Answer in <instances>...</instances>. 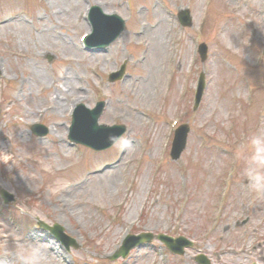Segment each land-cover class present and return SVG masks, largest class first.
I'll use <instances>...</instances> for the list:
<instances>
[{
    "label": "rangeland",
    "instance_id": "1",
    "mask_svg": "<svg viewBox=\"0 0 264 264\" xmlns=\"http://www.w3.org/2000/svg\"><path fill=\"white\" fill-rule=\"evenodd\" d=\"M98 1V6L108 10V0ZM129 1L130 4L149 6L152 0ZM259 1L260 5L255 9L264 5V0ZM84 11L85 6L80 0L0 1V126L3 129L0 151L9 159V165L0 163V187L16 197L13 207L6 210L2 206L0 210V264H17V245L12 230L28 237L26 228L32 220L30 214L36 212L43 222L49 225L56 222L64 227L72 242L80 246L73 249L69 245L66 250L57 240H48L46 244L56 247L55 254L48 248V264H109L108 253L119 244L123 233L163 231V226L194 240L195 248L188 254L204 251L211 255L215 264H241L238 260L241 255L224 254L219 260L212 256L215 250L228 253L229 248L238 246L244 236L250 237L253 224L237 228V223L243 222L238 213H233L238 199L231 206L229 197L222 229L213 232L209 240H202V231L213 210L214 195L225 170L235 168L237 175L233 183H236L238 193H242L241 197L249 193L239 175L242 165L234 159V150L243 139L264 132L261 82L264 74V10L257 14L252 9L248 14L244 10L234 13L226 6L219 11L215 9L214 19L205 34L208 48L205 61L192 65L191 73L180 85L179 80L176 88L165 86L166 81L154 104L151 86L159 77L150 70H143L148 58L141 65L128 67V76L122 86L108 87L104 82L97 87L98 78L90 74V66L97 65L98 74L104 76L108 73V58L91 54L99 57L87 63L86 53L77 52L75 57L67 55L69 47L74 49L76 46L77 36L88 29L81 17ZM145 14L147 18L146 10ZM221 14L227 16L226 33L234 35L230 40L219 26H215ZM8 20L12 22L5 23ZM236 20L243 26L236 27ZM165 52L166 48L157 62L162 60ZM48 56L52 57L50 63ZM159 65L161 69L163 62ZM72 70L75 72L71 73ZM201 70L205 74V89L199 106L191 110L190 101ZM57 85L63 90L70 87L73 96H69L70 92L60 96L56 94L58 91H51ZM78 85L82 86L79 93L76 92ZM101 93L106 96L101 98L106 108L99 122L108 125L114 113L123 115L130 122L127 123L129 148L122 158L128 164H121L123 167L109 172L108 186L102 181L104 177L96 175L109 170L108 160L116 156V147L111 151L81 153L80 147L72 149L64 142L73 98L81 96V103L92 107ZM50 101L58 110L43 113L41 123L50 132L48 137L36 141L29 132L30 122L38 119L35 116L37 109L44 110ZM143 112L145 117L141 118ZM171 118H180L178 125L181 122L188 124L186 148L178 160L172 161L167 156L169 143L158 168L161 155L158 145L166 140ZM146 142L149 145L147 151L144 150ZM142 153L147 157L143 159L144 168L142 165L138 182L136 180L129 194L128 204L125 202L117 219L112 221L110 214L116 209L117 202L128 196L124 187L131 177L137 176L134 162ZM12 162L15 167H11ZM57 179L69 182V187L53 193L51 188ZM181 180L190 201L185 213L173 221V215L169 214L176 203L172 205L171 202H177L180 196L177 183ZM36 194L38 197L33 198ZM69 202L71 207H64ZM254 213L259 218L256 224L259 231L255 232L262 234L264 240V199L257 198ZM130 219L131 224L128 223ZM157 252L156 247L135 250L128 259L113 264H194L187 256L160 260ZM253 254L256 256V250Z\"/></svg>",
    "mask_w": 264,
    "mask_h": 264
},
{
    "label": "clouds",
    "instance_id": "2",
    "mask_svg": "<svg viewBox=\"0 0 264 264\" xmlns=\"http://www.w3.org/2000/svg\"><path fill=\"white\" fill-rule=\"evenodd\" d=\"M128 141L121 138L120 146L127 145ZM234 159L242 165L239 172L245 182L247 190L254 193L256 198L264 199V132L254 133L243 139L234 150ZM0 163L9 165L7 154L0 151ZM11 167H15L12 162ZM69 187V182L57 179L51 188L53 193H60ZM39 212L31 213L33 227L40 224ZM51 228V225H48ZM14 236L15 258L17 264H48V248L45 242H30L12 230Z\"/></svg>",
    "mask_w": 264,
    "mask_h": 264
},
{
    "label": "bare ground",
    "instance_id": "3",
    "mask_svg": "<svg viewBox=\"0 0 264 264\" xmlns=\"http://www.w3.org/2000/svg\"><path fill=\"white\" fill-rule=\"evenodd\" d=\"M147 35L151 38V50H150V56L154 59L155 56H157L159 53L162 51V47H164L161 42L159 41V31H153V32H147ZM75 86V85H74ZM74 86H72L74 88ZM56 94H65L66 95V90L62 91L59 87H58V92ZM55 94V95H56ZM62 99V98H60ZM60 99L58 101H60ZM81 98L76 97L75 99H73V101L71 102L70 105H73L75 102H78ZM63 101H65V99H62ZM52 101L48 102L51 103ZM104 172V171H103ZM101 173L100 175H96L99 176L100 178L104 177L102 179V181H104V183L108 186V171ZM100 181H98L97 185H99ZM107 193H108V189H107ZM71 202H69L67 205H65L64 207H71Z\"/></svg>",
    "mask_w": 264,
    "mask_h": 264
}]
</instances>
